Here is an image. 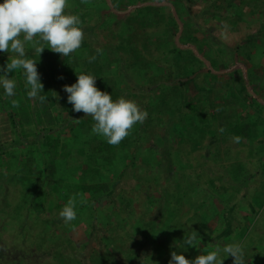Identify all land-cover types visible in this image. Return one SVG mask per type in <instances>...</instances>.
I'll use <instances>...</instances> for the list:
<instances>
[{"label":"rangeland","instance_id":"obj_1","mask_svg":"<svg viewBox=\"0 0 264 264\" xmlns=\"http://www.w3.org/2000/svg\"><path fill=\"white\" fill-rule=\"evenodd\" d=\"M119 1L117 11L108 9L100 0H84L88 8L91 5L90 8L100 11L82 23L84 41L91 42L92 47L81 44L67 57L60 54L59 58H50L55 63L70 65L62 66L58 72L51 71L56 76L52 93L63 87L60 77L64 75L71 77L67 84L74 83L78 69L97 76V87L114 99L125 96L137 102L148 114L142 123H137L147 128L141 131L145 138L135 160L137 169L127 166L119 180L112 177V190L93 204L96 209L92 211L98 213V218L92 215L88 219L83 210L76 220L66 224L55 210L34 208V203L39 202L37 198L45 199V194L28 196L34 187L14 171L21 159L12 155L15 147L8 144L9 140L2 139L0 264H168L172 251H180L177 243L184 240L182 236L197 232L202 240L204 236L213 237L219 248L240 242L246 264H264V213L258 214L264 212V175L262 171L259 175L253 172L264 166L262 156L259 158L264 146L255 140L236 141L226 128L231 136L227 138L226 132L216 128L215 115L216 105L224 99L230 109L224 114L221 111L217 119L219 123L221 119L231 122L232 103L239 105L244 98L248 100V93L244 96L239 90L242 97H235L230 106V92L237 89L233 86L238 85L240 78L254 84L256 78L264 75V0ZM143 4L156 6L160 17L156 25L146 29V48L139 58L131 57L130 67L127 56L115 51L119 39L114 33L137 11L144 16L138 10L147 6ZM106 18L109 27L103 25ZM125 39H121L123 43ZM40 45L47 46L44 41ZM101 47L110 52L104 60L97 52ZM126 47L131 50L127 42ZM26 50L30 58L39 59L37 68L41 74L42 60L54 51L45 47L39 55L33 53L31 44L26 45ZM93 55L96 59L90 62ZM211 61L216 65L212 67ZM15 93L18 96L16 89ZM185 94L195 109L183 104ZM1 104H5L3 100ZM0 121L2 124L3 120ZM202 133L204 137L199 138ZM225 150H229L230 156H226ZM11 157L16 159L14 166ZM65 165L62 162L58 169L60 173L62 170V177H69ZM86 166L82 164L83 168ZM174 180L179 190L175 189L176 183L171 185ZM45 183L44 191H48L50 186L48 181ZM76 192L71 198H78L77 207L81 194ZM51 196L55 203L65 205L60 194ZM192 246L199 249L197 244L181 248L186 258L194 259L200 254L190 252ZM115 253L118 262L111 260ZM102 255L109 261L101 262ZM233 261L234 257L229 255L223 264Z\"/></svg>","mask_w":264,"mask_h":264},{"label":"trees","instance_id":"obj_2","mask_svg":"<svg viewBox=\"0 0 264 264\" xmlns=\"http://www.w3.org/2000/svg\"><path fill=\"white\" fill-rule=\"evenodd\" d=\"M68 1L67 11L74 14L76 13L80 17L82 23L91 19L92 16L94 17V15L100 14L99 10L90 8L91 5L88 8L85 3H83L84 0ZM100 1L103 5L106 4V7H109L108 9L111 8L112 10H120L119 6L121 5V2L119 0ZM142 2L146 3L145 0ZM143 5H147L148 7H140L138 10L139 14L143 13L144 16L138 15L137 11L134 17H130L122 23L123 28L121 27L118 32L114 33V35L119 39V43L115 45V51H118V53H121L122 51V55L127 56V64L128 66L130 65V67L133 63V61L131 62V57L139 58V56L143 54V49L146 48L147 37H144V35L148 32L146 29L156 25L160 17L156 6L152 4ZM109 17L110 16L107 18ZM107 18L104 20V24H102L109 27L106 23ZM115 20V18L112 19L113 22ZM138 29H142V32L138 33ZM123 37H126L125 40L131 47L130 51L127 50L128 47H126V42L123 43L121 40L124 39ZM190 39H195V37L191 36ZM82 44L83 46L88 45L92 47L91 42L89 43L88 41H84V39ZM140 45H142L143 48H141ZM100 49L102 50L100 51L102 59L104 60L105 57L108 58L110 52L107 50V47H101ZM45 52L50 51L46 50ZM203 55L205 59L208 58L206 54ZM8 56L9 53L0 52V65L6 66ZM60 56V54L55 55V52H53V54L48 56V59L45 56V59L42 60L44 61V64L41 69L45 72L43 71L40 74V78L44 86V91L41 92V95L47 97L44 102H41L39 98L28 97V89L25 88V79L19 70H14L11 73V78L15 79L17 82L16 90L18 91V96L10 98L5 97L3 95V91L1 90L3 97L0 96V119L7 122L5 139L9 141L11 140L14 145L13 147H15L11 151L12 155L21 159L20 161L17 160L18 164L16 165L13 164L16 161L15 158L11 157L9 160L11 161V165H15L16 167L14 168V171L25 178L28 186L34 187V190L31 193L29 192L28 196L33 195L39 197L41 194L43 195L44 192L45 199L37 198L39 202L34 203V208L39 209L40 211L45 208L50 210L51 208L52 210H55V212L59 213V211L63 208V204L55 203L51 195H57L58 193L67 202L69 199H72L71 195H74V193L76 194V191H78L79 194H81V202L80 206L76 207L77 214L79 215L80 212L84 210L87 211L86 216L88 219H91L92 215L93 217L98 218V213H94L92 211L96 209L93 206L94 202L98 201L101 197L106 196L107 193L112 190L111 186L114 181L112 180V177L115 180H119L121 175L124 174L123 171H125L127 166L132 167L134 170L137 169L135 160L139 157L138 151L144 143L143 138H145L141 131H145L147 128H141L140 125L138 126L135 124L130 130L131 134L125 137L118 145H111L107 143L106 139L103 137L94 134L91 131L92 125L94 124L92 117L87 116L83 111H74L72 104L67 100L68 94L64 91V85L67 84L66 80H70L71 77L64 75L62 78L58 75L60 80H62L61 83H64V85L60 90H54L52 93V83L55 85L56 76L52 75L51 71L58 72L60 68L62 69V66L64 68L65 66L70 67L67 63L58 64L55 63L56 60L50 59L51 57L59 58ZM35 59H37V63L40 64L39 59ZM120 59L121 58H119L118 61ZM105 62L109 61L106 59ZM215 65V61H211V66L213 67ZM76 70L78 71V69ZM0 71H2V69H0ZM108 77L106 78L107 80L111 79L113 76L111 75ZM106 83L109 84V82ZM246 84V81L242 79L241 91H243L244 96L247 93L250 96L251 94L248 91ZM199 86L203 90L202 86ZM236 90L237 89H235V91ZM48 96L51 97V99H49ZM187 97L188 95L185 94L183 97V104L195 109L196 106H193L192 102L187 100ZM207 97L209 98V96ZM235 97L237 99V93L235 94ZM1 100H3L5 104L2 105ZM248 100L244 98L243 104L245 105ZM228 102L229 104L231 103V97L228 99ZM223 132H226V136L228 138L229 135H227V131H222V133ZM13 135H15L16 138H12ZM202 137H204V133L199 135V138ZM21 146H23V148H21ZM230 151L234 154L232 150ZM227 152L226 156H230L229 150ZM62 162H64L66 164L65 166L68 167L67 172L70 175L69 177H62L64 174L62 170L60 173L58 169L59 165H62ZM83 163L87 164L86 168L82 167ZM11 171H13L12 167ZM78 171L81 172L80 176H78ZM30 175H32L34 179L28 181L26 178ZM49 175L51 176V179L47 178ZM232 176L235 178L236 174L232 173ZM45 181H48V185L50 186L47 187L48 191H44V185L46 184ZM222 181L224 183V180ZM174 183H176L175 189L179 190L180 188L177 180H174L171 185ZM211 185H215L213 181L211 182ZM87 193L89 196H86ZM73 199L78 205V198ZM129 203L130 202L127 204ZM175 203L178 205V200L175 199ZM177 207L178 206L174 209L176 210ZM169 228L171 229L170 226ZM194 236L197 239L199 234H194ZM183 237L185 238L186 235H183L182 238ZM106 260L109 261L108 258H105L102 255L101 262H106ZM111 260L113 262L119 261L116 257V253L111 256Z\"/></svg>","mask_w":264,"mask_h":264},{"label":"clouds","instance_id":"obj_3","mask_svg":"<svg viewBox=\"0 0 264 264\" xmlns=\"http://www.w3.org/2000/svg\"><path fill=\"white\" fill-rule=\"evenodd\" d=\"M68 0H0V52L9 53L6 66L0 65V89L5 97L15 96L17 82L11 78L19 70L25 79L29 98H39L43 83L37 68V59L30 58L26 45L31 44L33 53H40L45 47L69 56L81 47L84 39L83 24L77 14L66 11ZM39 37L37 40L36 37ZM40 41L47 46H41ZM102 51L97 49V52ZM96 56L89 57L94 61ZM77 80L64 85L67 100L76 112L83 111L91 116L94 124L91 131L111 145H118L137 123H142L147 112L137 102L125 96L113 98L96 85L95 75L76 71ZM223 131V129H221ZM76 202L69 199L59 211V217L68 224L77 219ZM195 236L185 237L177 247L195 245ZM223 253L224 255H221ZM232 255L233 264H246L244 246L240 242L226 243L222 248L204 250L194 259L186 258L182 252L172 251L168 264H223L225 257Z\"/></svg>","mask_w":264,"mask_h":264},{"label":"crops","instance_id":"obj_4","mask_svg":"<svg viewBox=\"0 0 264 264\" xmlns=\"http://www.w3.org/2000/svg\"><path fill=\"white\" fill-rule=\"evenodd\" d=\"M262 63L264 65V62H262ZM250 76L253 77L252 75H250ZM258 78H259V81H257ZM258 78L255 79L256 80L255 83H254L255 80H253L252 78H249L250 80H253L254 84H252L249 80H247L248 83L246 82L248 91L251 92L250 94L252 95V96L248 95V99H249L250 104H249V102H247V104L245 103L246 105H244L243 103H238L239 105H234V104H236V102H234L235 94L237 93V99H238V97H242V95H240L238 93L239 90L241 91V89H239V88L241 86V80L242 79L240 78V81H239L237 86H233L234 88H237L238 91L237 90L235 91L233 88L231 91V102L232 101L234 102V104L232 103L233 106L231 109V111L234 113H232V112L230 113L231 122H230V119H228L225 123H224L223 119L220 120V123L218 122V119H219L218 116H219L220 112L224 111V112H222L224 114V113H227L228 110L230 109V107L227 108L226 103H224L225 102L224 99H222L221 102H219L216 105L217 106V109L215 112L216 121H217L216 128H218V129L220 128V131H221V129H223V131H227V129H228L234 135L236 141L248 142V141L255 140L257 142H262V144H260V145L264 146V85H263L264 84V75L262 77H258ZM242 93H243V91H242ZM223 106H224V108H223ZM230 106H231V103H230ZM6 123H7L6 121H3L1 124V121H0V143L1 144L4 142V140H2V139L5 138V132L7 131ZM236 132H242V133H241V135H238V134L236 135L235 134ZM9 143H10V146H12V147L14 146L13 143L11 142V140L8 142V144ZM242 144H238V146H243ZM261 156H262V162L264 165V151H260L259 158ZM261 171L263 172V175H264V166H262V167L259 166V167L255 168L253 172L256 173L257 175H259L261 173ZM263 179H264V177H263ZM9 183L11 184L12 182H9ZM201 205L202 204H199L200 207H201ZM263 208H264V203H263L262 209ZM263 213L264 212H259L258 214L262 215ZM183 225L185 227L186 224H183ZM197 234H199V233L197 232ZM199 238H200V236L197 239L196 238L194 239V241L196 242L194 244H197L199 246V249L196 251L195 247L192 246L189 249L190 252L193 251L195 254H198V253L201 254L204 250L211 251V250H215L216 248H219V246L216 245V241L213 239V237L208 238V236H204L205 239H203V240L199 239ZM201 245H202V247H201ZM186 246H191V245H186ZM179 249H180L179 252H182L184 254L185 251L181 248H179Z\"/></svg>","mask_w":264,"mask_h":264}]
</instances>
